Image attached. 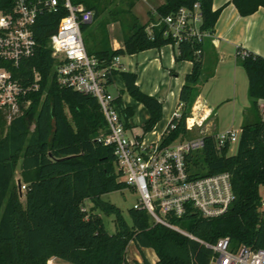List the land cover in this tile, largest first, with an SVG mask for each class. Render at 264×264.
Listing matches in <instances>:
<instances>
[{
    "label": "trees",
    "instance_id": "1",
    "mask_svg": "<svg viewBox=\"0 0 264 264\" xmlns=\"http://www.w3.org/2000/svg\"><path fill=\"white\" fill-rule=\"evenodd\" d=\"M70 1L92 10V22L111 4L109 0L102 4L100 0ZM195 3L202 17L201 30L213 35L221 8L213 10L212 0H163L149 13L146 24H139L133 18L128 25L122 24L118 16L130 12L122 6L131 4L128 0H118L120 9H109L108 18H102L96 30L91 28L92 22L80 26L86 53L97 59L100 69H106L115 57L175 46L163 36L164 25L160 20ZM230 3L241 17L264 8V0H231ZM65 15L59 10L38 18L33 56L17 68L4 64L24 87L32 85L33 71L40 79L37 90L27 94L29 105L21 106L20 115L8 123L7 112L0 110V264H47L51 258L65 264H151L143 253L145 249L155 254V264H212L213 252L199 241L214 244L220 238H228L232 247L264 248V209L259 194L264 186V119L259 114V102L264 101V58L244 50L243 56L235 54L247 77L249 113L254 117L241 125L236 153L228 155V145L217 151L214 138L206 136L203 148L187 157L192 177L228 173L233 193L228 210L218 217L203 218L189 209L182 218L174 220L197 239L194 240L154 224L144 210L129 209V221H126L118 207L102 199L126 185L120 179L112 148L94 142V137L106 129L96 100L57 84L48 41ZM111 22L120 24V49L110 47L106 25ZM151 25L149 36L147 28ZM208 45L211 46L210 39L205 38L183 41L176 46L175 61H189L191 70L178 94L181 118L168 123L164 145L185 134L184 118L201 76L200 59ZM115 74L120 75L128 96L148 111L143 133L152 131L161 117V102L138 89L137 75L132 72L107 70L108 85ZM47 81L49 88L45 92ZM114 102L127 127L132 109L124 107L121 95ZM171 124L175 125L172 130ZM18 165L19 179L26 188L24 202L15 181ZM86 201L104 215L113 216V233L107 232L100 216L82 211ZM129 242L134 244L141 263L126 261Z\"/></svg>",
    "mask_w": 264,
    "mask_h": 264
},
{
    "label": "built area",
    "instance_id": "2",
    "mask_svg": "<svg viewBox=\"0 0 264 264\" xmlns=\"http://www.w3.org/2000/svg\"><path fill=\"white\" fill-rule=\"evenodd\" d=\"M59 10L66 15L59 20L48 41L57 84L96 100L106 129L94 137V142L112 148L121 181L138 197L132 208L146 211L154 224L197 240L174 220L182 218L189 209L203 218L218 217L228 210L233 193L228 173L192 177L187 157L203 148L206 136L214 138L217 151L226 145L230 149L233 143H238L240 131L215 133L200 129L195 138H178L167 145L163 144L167 126L160 134L152 130L151 141L144 139L146 133H130L107 89L106 71L120 69L119 57L113 58L108 68L100 69L97 59L87 55L83 44L80 26L92 22V10L70 0H0V110L7 112V122L21 114V106L28 107L27 94L37 90L40 75L33 71L32 85L24 87L4 64L17 68L33 56L38 18ZM201 21L199 5L195 3L191 8L182 7L161 18L160 23L164 25L163 36L177 46L183 41L211 39L212 35L201 30ZM151 27L147 28L149 36ZM236 53L244 55L242 50L237 49ZM197 107L203 108L201 103ZM180 118L179 108L172 119ZM169 128L172 130L175 125ZM25 189L21 184V192ZM261 208L264 209V197ZM199 242L213 252L212 264H264V248L232 247L228 238H220L214 244Z\"/></svg>",
    "mask_w": 264,
    "mask_h": 264
},
{
    "label": "rangeland",
    "instance_id": "3",
    "mask_svg": "<svg viewBox=\"0 0 264 264\" xmlns=\"http://www.w3.org/2000/svg\"><path fill=\"white\" fill-rule=\"evenodd\" d=\"M100 1L102 4L108 0ZM110 1L111 4H109L108 6L106 5V9L102 11L100 16L90 24L92 29L96 30L97 25L102 18H108L109 9L116 10L118 9V7L120 9L121 5L118 4V0H109V2ZM128 1L131 6L122 7L123 9H129L130 12L120 13L118 16L120 18V22L124 25L130 24L133 18H136L139 24H146L150 17L149 13H153L154 10L163 3V0H148L147 2H143L142 0ZM101 7L102 6L99 4V9ZM113 26L117 28L115 31L116 38H122L120 30H118V28H120V24L118 22H111L106 25L108 37L109 31L112 30ZM172 47L175 54H177V47L173 45H166L159 49H161L163 54L169 57V54L172 51ZM210 47L212 46H207L200 59L201 76L196 86L194 87V97L189 108L187 109V114L184 118L185 134L180 139L195 138L198 136V131L200 129H202L204 132L212 131L215 133H221L228 130L239 132L241 123L246 117L245 114L248 107V95L246 86L247 77L243 68H239V74L237 73L236 75V97L235 99H232V76L229 73V69L226 65L219 64L217 67L214 66L217 61L214 58V53L209 50ZM154 50L157 51V49ZM154 50L150 49L149 51ZM134 55H124L122 57V61L124 62V64H128L129 60H132L134 64L137 61L139 63L138 69L142 71L145 67V65H143V59L141 58L142 56H139V58H137V56ZM186 62L187 61H180L179 65L176 66V68H173L172 71H170V69L168 68H163V70L159 72L156 71L153 66H149L147 67V70L145 69L144 73L137 74V78L139 79V84H137L138 89L142 93L147 95H149V92L154 93L150 96L159 98L162 104L161 117L153 127V130L157 134H160L164 131L170 120L173 118L176 110L180 108L179 105L181 103L178 100V92L182 84H184V75H182L181 72L183 70V67H185ZM126 69H128L127 66ZM211 74H215L214 77L211 78ZM243 79L245 82V86L241 85V83H243ZM48 88L49 81H47L45 84V92L48 90ZM107 89L114 99L121 95V100L124 107L129 106L132 109V116L128 119V124L130 127L135 128V132L138 135H141L143 132L142 125L147 120L146 116L149 115L148 111L144 107L138 108L139 103L130 98L124 91V86L120 75H113L112 83L107 86ZM197 95H200L204 103L210 107L212 113H202V108L197 107V104L200 102L198 99H196ZM117 109L119 114L121 115L118 107ZM30 127H32V124L30 125ZM150 132L144 135V139L148 141L154 139V136H152ZM127 134L130 135L129 132H127ZM236 149L237 144L233 143L230 146L228 155H234L236 153ZM24 193L25 192H21L20 196V200L22 202H24ZM259 194L261 197H264V186L260 187ZM102 199L118 207L124 219L126 221H129L128 210L133 207V205L138 200V197L128 187H126L122 190L106 194L102 197ZM85 210L97 216H100L109 234L114 232L113 216L104 215L97 208H92V204L87 201L82 205V211ZM153 255L154 253L150 251L148 252V261L151 264H155ZM126 261L129 263H141V257L139 256L132 242H129L126 247Z\"/></svg>",
    "mask_w": 264,
    "mask_h": 264
},
{
    "label": "crops",
    "instance_id": "4",
    "mask_svg": "<svg viewBox=\"0 0 264 264\" xmlns=\"http://www.w3.org/2000/svg\"><path fill=\"white\" fill-rule=\"evenodd\" d=\"M230 1L231 0H212L213 10L221 8V12L216 21V24L214 27V33L210 39L212 47H210L209 50L214 53V56H215L214 58L217 61L216 64L214 65L215 67H217L219 64H224L229 69V73L232 76L231 95H232V99H235L236 97L235 91L237 87L236 75L238 73L239 68H242L238 64L237 60L235 59V54H236L237 49L248 51V52L257 54L264 58V8H259L255 13H253L250 16L241 17L237 13L234 6L230 3ZM116 29L117 28L113 26L112 30L109 31V44H110L111 49L113 50L120 49L122 47V38H119V37L116 38L115 36ZM118 30H120V28H118ZM151 50H154V49H151ZM175 55L176 54L173 50V47H172L171 53L169 54V57L163 54L161 49H157V51L146 50V51L139 52L136 55H134V56H137V58H139V56H142L141 58L143 59V65H145L143 70L141 69L142 71L138 69L139 63L137 61L134 64L132 60L131 61L129 60L128 64H124V62L122 61L123 56L119 57V68L123 71L135 73L136 75L138 73L140 74L144 73L145 69L147 70V67L149 66L150 67L153 66L154 69L159 72L162 71L163 68L164 69L168 68L170 69V71H172L173 68H176V66L179 65V62H176L174 59ZM185 64L186 65L185 67H183V70L181 72L182 75H184V78H185V75L188 74L191 70V63L187 61ZM126 66L128 67V69H126ZM214 75L215 74H211V78L214 77ZM136 84H139L138 78H137ZM241 85L245 86L244 79ZM246 86H247V95H248V81H247ZM151 94H154V93L149 92V95ZM157 99L160 101L159 98ZM196 99H198L200 101L199 103L202 104L203 106L202 111L204 114L212 113L210 107L204 103L200 95H197ZM227 100H230V99H227ZM249 106L250 104H249V99H248V107H247V112L245 114L246 117L244 116L245 119L243 122L245 121L250 122L254 120L253 115L249 113ZM139 107H143V106L141 104H138V108ZM259 114H260L261 119L263 120L264 119V101L259 102ZM148 116L149 115L146 116V119H148ZM243 122L241 123V125L243 124ZM126 125L130 133L137 134L135 132V128L129 126L128 121ZM19 172L20 171H19V165H18L15 170V181L20 180ZM149 251L152 252L151 250H148V249L143 250V253L145 254L147 259H148ZM153 259L156 262L155 254L153 255ZM47 264H65V263H63L62 261L56 258H51L47 262Z\"/></svg>",
    "mask_w": 264,
    "mask_h": 264
},
{
    "label": "water",
    "instance_id": "5",
    "mask_svg": "<svg viewBox=\"0 0 264 264\" xmlns=\"http://www.w3.org/2000/svg\"><path fill=\"white\" fill-rule=\"evenodd\" d=\"M16 186H17V190H18V193H19V196H21V181L20 180H17L16 181Z\"/></svg>",
    "mask_w": 264,
    "mask_h": 264
}]
</instances>
